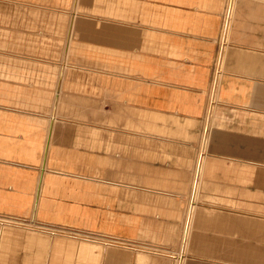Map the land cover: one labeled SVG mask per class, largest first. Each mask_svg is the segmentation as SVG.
<instances>
[{"label":"crops","instance_id":"1","mask_svg":"<svg viewBox=\"0 0 264 264\" xmlns=\"http://www.w3.org/2000/svg\"><path fill=\"white\" fill-rule=\"evenodd\" d=\"M168 253L264 264V0H0V264Z\"/></svg>","mask_w":264,"mask_h":264},{"label":"bare ground","instance_id":"2","mask_svg":"<svg viewBox=\"0 0 264 264\" xmlns=\"http://www.w3.org/2000/svg\"><path fill=\"white\" fill-rule=\"evenodd\" d=\"M236 9V8H235ZM228 10V9H227ZM230 11V10H229ZM227 15V14H226ZM229 17V16H228ZM229 19H231V18H229ZM229 19H228V21H229ZM233 19V18H232ZM225 21H226V19H225ZM231 21V20H230ZM225 24V23H224ZM223 24V25H224ZM223 35V34H222ZM223 38V37H222ZM225 40H226V38H225ZM226 43V42H225ZM222 44V43H221ZM226 45V44H225ZM193 202V201H192ZM191 208V207H190ZM185 227H186V225H185ZM189 232H190V229L188 230V229H186L185 230V235H184V237H189ZM153 249H157V248H153ZM156 251V250H155ZM160 250H158V252H159ZM162 251V250H161ZM163 253V252H162ZM164 253H166V252H164ZM169 254V253H168ZM171 254V253H170ZM169 254V255H170ZM171 256V255H170ZM181 260H182V256L180 255V256H178V258L177 259H174V261H173V263L172 264H182V262H181Z\"/></svg>","mask_w":264,"mask_h":264},{"label":"rangeland","instance_id":"3","mask_svg":"<svg viewBox=\"0 0 264 264\" xmlns=\"http://www.w3.org/2000/svg\"><path fill=\"white\" fill-rule=\"evenodd\" d=\"M137 8H139V7H137ZM214 235H216V234H214ZM155 250H156V251H155ZM153 251H154V252H158L157 249H153ZM159 252H160V251H159ZM159 252H158V253H159ZM169 257L172 258V259H177V258H178V256H176V257H172V256H170V255H169ZM172 263H173V261L171 262V264H172Z\"/></svg>","mask_w":264,"mask_h":264}]
</instances>
